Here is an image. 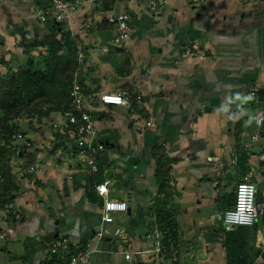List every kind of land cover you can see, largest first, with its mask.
Instances as JSON below:
<instances>
[{
	"label": "crops",
	"instance_id": "crops-1",
	"mask_svg": "<svg viewBox=\"0 0 264 264\" xmlns=\"http://www.w3.org/2000/svg\"><path fill=\"white\" fill-rule=\"evenodd\" d=\"M71 1L67 30L84 53L81 91L104 149L91 171L62 112L17 120L22 139L9 161L17 189L0 209L9 213L0 220V264H59L50 246L62 237L71 252L90 253L88 264H227L221 226L247 264H264V214L234 230L221 220V199H234L226 190L232 174L238 183L250 166L256 201L264 203V124L253 121L264 103V0ZM42 5L0 0V70L45 50L26 47L50 32L53 19L39 18ZM110 11L130 15L123 41L115 39ZM122 91L140 99L132 95L130 106L101 99ZM156 148L170 168L171 230L158 226ZM98 182L130 208L105 225L101 239Z\"/></svg>",
	"mask_w": 264,
	"mask_h": 264
},
{
	"label": "trees",
	"instance_id": "trees-1",
	"mask_svg": "<svg viewBox=\"0 0 264 264\" xmlns=\"http://www.w3.org/2000/svg\"><path fill=\"white\" fill-rule=\"evenodd\" d=\"M50 21V32L26 45L29 50L41 46L45 48L42 65L33 66L28 58L26 66L20 65L16 69L9 67L4 74L0 72V209L9 205L17 189L9 164L16 152L14 136L21 134L17 120L23 115L42 117L51 111L73 109L70 93L74 73L79 68L76 59L77 43L68 30L64 31L62 23ZM154 155V176L161 195V206L157 211L158 226L162 230H171L174 218L172 212L165 209L172 198L168 159L160 148L155 149ZM172 234H175L173 230ZM225 238L229 244L226 247L227 264H247L243 256L237 255L240 247L235 245L236 238H230V233Z\"/></svg>",
	"mask_w": 264,
	"mask_h": 264
},
{
	"label": "built area",
	"instance_id": "built-area-1",
	"mask_svg": "<svg viewBox=\"0 0 264 264\" xmlns=\"http://www.w3.org/2000/svg\"><path fill=\"white\" fill-rule=\"evenodd\" d=\"M35 1V0H33ZM43 1V10L40 12L39 18L45 21L50 16L54 21L62 23L67 30V14L68 9L73 4L71 0H36ZM199 1V0H198ZM149 7L152 10L157 9V3L150 1ZM107 19L113 21L116 25V41H123L129 35L130 31V15L128 12L114 13L108 12ZM69 31V30H68ZM71 33V31H69ZM72 36V34H71ZM73 37V36H72ZM76 59L79 68L74 73L71 96L73 98V109L62 112L66 119V127L74 138V143L79 149V160L81 163L89 167L91 171L97 170L96 157L104 149V143L97 140V131L94 127L90 109L86 105L85 96L82 94V85L80 82V68L84 62V53L80 46L77 45ZM135 91H122L116 94H105L101 99L105 103L114 105L131 104V97ZM139 100V95H134ZM254 124L261 127L264 124V103H258L255 108ZM153 125L152 120L146 122V126ZM57 126L56 123L53 124ZM15 141L22 139L21 134L14 136ZM253 140L257 139V135L252 136ZM255 166H250L241 181L236 184L234 192V200L230 207H226L222 213V224L227 230H234L238 227L251 226L255 220L264 214V203L256 201V185L251 180V175L256 171ZM94 189L103 199L102 211L100 215V225L96 231V237L103 238L107 234L106 224L115 221V215L124 213L128 210L129 203L126 199L111 198L108 196L109 189L107 182L95 183ZM8 211L0 213V220L8 217ZM156 237L159 233L154 230L152 232ZM118 234V232H117ZM72 244L67 237L58 238L51 243L50 251L58 255L62 260L59 264H88L90 253L82 251L78 253L71 252ZM130 253H125V257L129 258ZM251 264H258L253 261Z\"/></svg>",
	"mask_w": 264,
	"mask_h": 264
},
{
	"label": "rangeland",
	"instance_id": "rangeland-1",
	"mask_svg": "<svg viewBox=\"0 0 264 264\" xmlns=\"http://www.w3.org/2000/svg\"><path fill=\"white\" fill-rule=\"evenodd\" d=\"M44 49V48H43ZM31 50V49H30ZM28 48H27V51H30ZM46 54V51L45 50H40V49H38V51H37V54H32V53H27L26 54V59H25V62L24 63H22V65L23 66H26L27 65V59L28 58H30L31 59V63H32V65L33 66H35V65H42V63H43V59H42V57L44 56ZM14 69V68H13ZM16 69V68H15ZM0 71H3V74L7 71V68H5V69H3V70H0ZM16 143V142H15ZM232 179H233V181H232V184L230 183L229 185H227V187H226V190H227V192H232L233 193V195H234V192H235V188H236V183L237 182H235V175H233L232 174ZM117 187V186H116ZM234 198V197H233ZM228 199V196H226V198L224 197V198H222L221 199V204H222V209H221V217H222V213H223V211L225 210V208L226 207H224V206H226V204L227 203H229V204H231L232 202H230V201H228L227 200ZM234 200V199H233ZM232 200V201H233ZM224 207V208H223ZM153 214L155 215V213L153 212ZM214 227H216V226H214ZM217 228V227H216ZM218 232H219V234L221 235V236H225L226 235V230L221 226V228L219 227L218 228Z\"/></svg>",
	"mask_w": 264,
	"mask_h": 264
},
{
	"label": "clouds",
	"instance_id": "clouds-1",
	"mask_svg": "<svg viewBox=\"0 0 264 264\" xmlns=\"http://www.w3.org/2000/svg\"><path fill=\"white\" fill-rule=\"evenodd\" d=\"M237 96H239V94ZM245 99L246 100H251L252 99V96H250V95L249 96H245Z\"/></svg>",
	"mask_w": 264,
	"mask_h": 264
},
{
	"label": "water",
	"instance_id": "water-1",
	"mask_svg": "<svg viewBox=\"0 0 264 264\" xmlns=\"http://www.w3.org/2000/svg\"><path fill=\"white\" fill-rule=\"evenodd\" d=\"M105 143L107 144L108 142H107V141H105ZM111 144H112V143H111ZM127 212H128V213L130 212V208H128Z\"/></svg>",
	"mask_w": 264,
	"mask_h": 264
}]
</instances>
